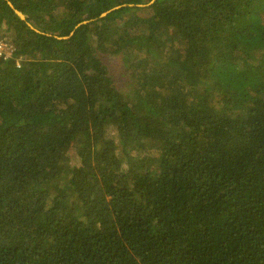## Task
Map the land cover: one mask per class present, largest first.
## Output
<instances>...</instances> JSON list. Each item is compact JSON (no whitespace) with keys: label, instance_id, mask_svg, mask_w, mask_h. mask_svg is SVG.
Here are the masks:
<instances>
[{"label":"trees","instance_id":"trees-1","mask_svg":"<svg viewBox=\"0 0 264 264\" xmlns=\"http://www.w3.org/2000/svg\"><path fill=\"white\" fill-rule=\"evenodd\" d=\"M151 1L0 0V264H264V0Z\"/></svg>","mask_w":264,"mask_h":264},{"label":"rangeland","instance_id":"rangeland-1","mask_svg":"<svg viewBox=\"0 0 264 264\" xmlns=\"http://www.w3.org/2000/svg\"><path fill=\"white\" fill-rule=\"evenodd\" d=\"M2 34L3 33L0 32V35ZM0 38H4V36H1ZM98 58L106 67L113 85L123 94H128L130 92V84L128 73L125 71L126 67L123 63V56L120 53H106L98 54Z\"/></svg>","mask_w":264,"mask_h":264},{"label":"built area","instance_id":"built-area-1","mask_svg":"<svg viewBox=\"0 0 264 264\" xmlns=\"http://www.w3.org/2000/svg\"><path fill=\"white\" fill-rule=\"evenodd\" d=\"M15 48L12 43H10L5 37L0 38V59L3 61L13 60ZM20 59H15L16 67H20Z\"/></svg>","mask_w":264,"mask_h":264},{"label":"water","instance_id":"water-1","mask_svg":"<svg viewBox=\"0 0 264 264\" xmlns=\"http://www.w3.org/2000/svg\"><path fill=\"white\" fill-rule=\"evenodd\" d=\"M153 1H155V0H152L150 3H148V4H146V5H147V6L150 5ZM10 6H11V8H13L12 5H10ZM118 8H119V7H115V8H113V9H111V10H109V11L103 13L100 17H104L107 13H109V12L115 10V9H118ZM15 13H16V14H17L22 20L25 19V17H24L21 13H19V12H17V11H15ZM83 23H86V22H83ZM83 23H82V24H83Z\"/></svg>","mask_w":264,"mask_h":264}]
</instances>
